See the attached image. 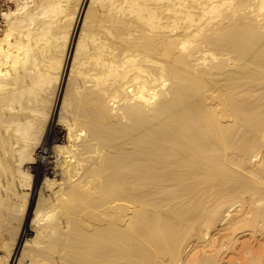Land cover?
<instances>
[{
  "label": "bare ground",
  "instance_id": "bare-ground-1",
  "mask_svg": "<svg viewBox=\"0 0 264 264\" xmlns=\"http://www.w3.org/2000/svg\"><path fill=\"white\" fill-rule=\"evenodd\" d=\"M5 3L0 264H264V0Z\"/></svg>",
  "mask_w": 264,
  "mask_h": 264
},
{
  "label": "rangeland",
  "instance_id": "rangeland-1",
  "mask_svg": "<svg viewBox=\"0 0 264 264\" xmlns=\"http://www.w3.org/2000/svg\"><path fill=\"white\" fill-rule=\"evenodd\" d=\"M7 0H0V14H1V11H2V7H3V5H2V3L3 4H7V3H5ZM5 6V5H4ZM64 135V134H63Z\"/></svg>",
  "mask_w": 264,
  "mask_h": 264
}]
</instances>
